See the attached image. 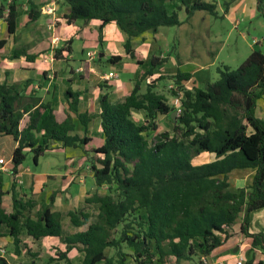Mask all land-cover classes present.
I'll return each instance as SVG.
<instances>
[{
    "label": "trees",
    "instance_id": "obj_1",
    "mask_svg": "<svg viewBox=\"0 0 264 264\" xmlns=\"http://www.w3.org/2000/svg\"><path fill=\"white\" fill-rule=\"evenodd\" d=\"M62 1L68 7L67 24L100 22L101 52L103 29L115 22L127 34L126 53L141 71L122 101L112 102L107 93L100 96L104 142L91 150L90 157L96 190L88 193L85 206L67 213L72 225L80 228L71 234L63 233L61 212L50 205L33 212L34 200L23 199L16 188L19 167L28 152L33 153L35 164L53 149L81 148L88 153L84 146L91 141V118L79 112L81 92L68 88L63 93L64 117L60 118L53 99L43 100L37 90L27 94L32 79L0 82V135L12 137L16 144L10 168L11 212L3 207L5 172H0V238L10 236L16 253L23 233L34 240L58 238L66 251L57 250L45 264H72L67 255L73 249L82 253L79 264H127L125 247L133 251V264H206L232 237L229 229L240 220V233L249 240L252 252L241 264H264L256 253H264V233L249 231L251 214L264 209V119L256 113L264 98V53L254 49L238 68L219 67L218 79L207 82L205 88H187L184 83L193 76L179 68L173 75L153 79L167 58L155 56L146 61L135 52L131 40L145 32L155 34L161 27L180 26L196 11L219 18L215 3L180 0L171 7L173 0ZM28 4V19L35 22L43 10L32 0ZM256 8L264 18V0H256ZM182 9L184 21L179 18ZM20 14L15 0H0V16L9 34H14ZM72 42L55 48L54 59H60L64 51L70 54ZM5 44L0 40V48ZM21 56L35 60L26 49H15L13 57ZM176 59L180 65L179 56ZM121 60V56L108 58L112 64ZM165 79L173 81L171 94L180 98L176 121L171 117L176 110L156 90L157 82ZM134 112L144 113L146 120L137 122ZM159 116H168L172 127L151 141ZM77 124L83 126L82 132ZM204 153L214 155V160L195 163L194 158ZM239 169H253L255 174L249 185L235 189L228 175ZM102 187H106L103 194L98 191ZM90 205L98 206L94 220ZM109 249L115 255H108ZM0 264L6 261L0 258Z\"/></svg>",
    "mask_w": 264,
    "mask_h": 264
},
{
    "label": "crops",
    "instance_id": "obj_2",
    "mask_svg": "<svg viewBox=\"0 0 264 264\" xmlns=\"http://www.w3.org/2000/svg\"><path fill=\"white\" fill-rule=\"evenodd\" d=\"M10 1L11 0H9V2ZM15 1L19 6L20 11L22 9V10H26L27 12L26 15H23L21 11V14L18 19V25L14 34H9L7 24L3 19V17L0 16V40L6 41V44L2 48H0V82L7 84H14V83H20V81H24L25 79L26 80L32 79L34 82L35 79H40V81L43 82L45 79L48 80L47 77L45 76L43 77V74L47 73V76L51 77L50 71L51 72L53 71L54 75L52 77V81H48L47 84L50 85L53 82V80H55L62 84V89H60L62 93H64L68 88H71L73 91L81 92L79 112L87 113L88 116L91 118V122L89 123V133H88V137L91 138V141L88 145L84 146V149L88 151L90 148L92 150L94 148H98L102 146L104 139L102 137V130L100 125L101 122L99 117L100 96L102 94L107 93L109 99L112 102L122 101L132 91L135 83V78L137 74L141 71L139 65H137L135 61H133L130 58V56L126 53L125 43L128 39L127 34L124 33L115 22H111L107 24L103 29V51L101 52V47L98 41V27L100 24L98 20H92L90 22H84L82 20H79L76 23L69 25L67 24L64 18V15L68 11V7L67 5L63 4L62 0H56V1L32 0L36 4L40 5L42 10L46 5H50L53 2H55L56 11L54 12V14H47L44 11H42L41 17L37 21L30 22V20L28 19V10H29L28 2L30 0H15ZM20 5H22V7ZM227 10H228L227 12L224 11L225 16H230L231 12L234 10L235 11L234 13L235 14L238 13L240 16H242L245 22L251 21L252 19H262V17H260L257 13L256 0H229ZM42 16H46V24L40 23V19L42 18ZM203 17L205 19L207 18L206 15H204ZM234 25L235 27H237L239 25V22L236 21ZM254 29L255 30L262 29L264 34V22L258 20V26L257 28L255 27ZM241 35L242 37H245L244 32H241ZM76 38H78L81 41L82 43L81 51L83 54H86L87 58L84 60L82 59L78 67L76 68L71 67L70 72L67 74V72L61 69V67L56 68V64H59V62H63V61L68 62L69 59H73L72 57L74 54V50H76L75 49ZM70 39L73 40L72 44L70 45L71 53L68 54L67 52L64 51L60 59H54L53 57L54 49L62 47L65 41ZM32 41L34 42L33 43L34 45L30 49L26 48V51L29 55L35 56V60L33 62L27 61L25 56H21L19 58L13 57L15 49H22V48L25 49L23 45L30 44ZM131 42L135 52L139 54L146 61L149 60L151 57H155V56L160 58H167L163 48L169 46V41L167 39L166 33L164 32L160 33V29L155 34L152 32H145L140 36L132 38ZM160 44L163 46H160ZM253 44L254 46H251V49L250 51L247 52V54L249 52L251 53L254 49L257 48L264 53V51L262 50V48H264V35L261 36V38L254 37ZM223 47L224 44L221 45L219 49H217V52L215 53L216 57L221 53ZM89 52L95 53L96 56L90 59L88 56ZM101 53L104 54L103 57L99 56ZM176 53L180 57L181 55L180 49H176ZM208 53L210 55L212 54V52L210 51ZM112 56H121L122 60L120 62L112 64L108 62V58ZM194 56L196 57V59L201 60L200 52L198 53L194 51ZM196 59H193V61ZM169 62L173 64V71L165 70L164 64H168ZM180 62L181 64L178 65L177 59L175 60L173 57H169L167 62L164 63L163 66L160 68V71L155 72L153 78H157L160 75H173L176 73L178 68L183 70L182 68L184 62L182 61V59L180 60ZM214 62L215 61H213L212 58L210 59L209 62L208 60L204 62L201 61L192 62L194 67L190 69V71L183 70L185 72L191 73L193 76L192 79L189 80L188 82H185L184 85L187 88H190L188 84L190 82L193 83V86H196L198 82H201L199 84L202 85H205L207 82H212L206 80H210V78L212 80V78H214V75H212L211 72H207L208 70L210 71V67L213 66ZM222 64L226 65L224 63ZM115 68L128 71L130 73L128 75V79H124V80L121 79L118 72L114 70ZM201 71H206V74L204 76V78L206 79L205 81H203V78L196 77L197 74ZM110 73L117 75V77L111 80L105 79V75H108ZM53 90L55 92V97L60 99V102L58 101L57 110L63 111V106L65 105L63 96L60 95L57 89L54 88ZM43 100L48 101L51 99L43 98ZM257 112H258V107L256 109V113ZM135 113L137 112L133 113V118L135 116ZM77 128L79 132L83 131V126L81 124H77ZM15 145L16 144L14 141V146ZM74 149H78L77 151H79L80 149L81 150L80 153L82 155L86 153L81 148H74ZM89 154L93 156L92 151H90ZM204 154L209 155L208 153H204ZM204 154H201L200 156ZM77 156H79V153H77ZM73 157L74 155L69 156L68 158L69 160L66 161V165L63 166L64 172L62 170L58 173H53L52 171H49L42 174L43 178L39 179V181H43L42 182L43 185L41 189H38V185H37L38 183L36 178L33 177L27 183H25V181L21 179V175L23 173V168L21 165L19 167V174L17 176V182L19 185H17L16 190L17 191L22 190L23 191L22 195L26 198L28 197L29 199H32L31 197L33 195L40 198L41 200L40 202H43V204L41 205V209L44 206L50 205L54 211L61 212L62 215L65 210L67 213L70 210H74L75 208L66 209L67 205L72 204V202L75 199L78 201H82V203H84L86 197L89 196L88 193L90 189H94V186H92L90 189H86L83 186V188H79L75 193L72 191V185L75 182L81 185L85 184V176L82 173L80 174L78 172L79 166H77L78 168L75 166ZM73 163L75 167L72 168ZM254 174L255 171L253 169L234 170L228 175V181L232 188L236 189V188L246 187L251 183ZM24 184L28 186V188L31 190L32 192L31 196H28L27 193L24 191V186H23ZM5 191H6V186H5ZM5 197L6 195L4 196L3 199V207L6 209V211L11 212L12 210H8L4 206ZM60 205H62L61 206L62 208L60 207ZM41 209L35 208L33 212H36ZM240 223L241 221L239 220L237 224L233 225L232 228L229 229V232L234 237L233 238L231 237L232 239H229L226 244L218 248V249L221 248L225 249L226 246L227 247L232 246L231 252L233 250L234 253H232L233 255H231L230 257L225 258L226 264H228L227 263L228 261L229 264H233L232 261H235L234 258L235 257L238 258L239 256L243 255L244 250L250 247L249 240L247 239L245 240L240 233ZM249 231L251 233H258V232L264 233V209L258 210L251 214ZM21 238L23 244L19 247V253L15 252V248L14 250H11L10 247L6 248L8 242H13L10 236H3L0 238V247H3L5 249V255L2 258L6 261V264H26L25 262L26 260H28L27 258H32V257L35 258L37 257V259L39 260L42 254L41 252L37 253L36 248L37 250L40 248L45 250L44 253H46L48 257L46 262L49 260L50 257H54L56 255L57 250L66 251V245L62 243L58 238L45 237L39 240H34L30 236H27L26 237L27 239H25L23 238V235L21 236ZM233 239L235 241L231 244L230 241ZM51 249H55L56 253L54 252V250ZM218 249H216L211 256H213L214 254H218L219 253ZM229 251L230 250H227L225 253ZM25 253L27 255H25ZM9 254L14 255L13 258L11 259L12 262L8 259ZM235 254H237V256ZM67 256L72 264H79L82 259V253L76 249L71 250ZM33 262L36 263L35 260L32 261V264ZM217 262L223 263V260L220 261L218 260ZM64 263H65L64 261L60 262V264H64Z\"/></svg>",
    "mask_w": 264,
    "mask_h": 264
},
{
    "label": "rangeland",
    "instance_id": "obj_3",
    "mask_svg": "<svg viewBox=\"0 0 264 264\" xmlns=\"http://www.w3.org/2000/svg\"><path fill=\"white\" fill-rule=\"evenodd\" d=\"M43 1V0H39ZM206 2L210 3H215L217 5V12L219 14V18H216L209 13L207 14L205 11H196L192 17L189 19L188 22H183L180 26H173V27H161L160 28V33L164 32L167 35V39L169 41V46L164 47L163 50L165 52V55L167 57V60L169 57H173L176 60V57L178 58V55L176 53V49H180L181 55H180V60L184 62L183 65V70L190 71L194 67L193 63L194 61L196 62H204L212 58L214 62L213 66L210 67V71L208 70L207 72H211L212 75H214V78H210V80H206L204 78L206 71H201L197 74L196 77L203 78V81H215L218 79L219 74H218V68L223 66L222 63L228 65L231 69H236L239 67V65L247 58L249 53L247 54L248 51H250L251 46H254L253 44V38L258 37L261 38L263 36V30L262 29H257L255 30L254 28L258 26V20L264 22V18L262 19H252L251 21L245 22L244 18L240 16L238 13L235 14L234 10L231 12L230 16H225V9H226V3L229 2V0H205ZM180 0H173L169 2V5L172 7L173 5L176 6L177 3H179ZM22 7V5H20ZM22 14L26 15V10H22ZM228 11V10H227ZM25 13V14H24ZM206 15L207 18L205 19L203 16ZM179 18L180 20L184 21L186 18L185 12L182 10L179 11ZM257 20V21H256ZM238 21L239 25L235 27V22ZM41 24H46V16H42L40 19ZM28 25V24H27ZM32 30V29H30ZM241 32H244L245 37H242ZM37 41V40H36ZM32 41L30 44L23 45L25 49H30L34 44ZM224 44V47L221 51V53L216 57L215 53L217 52V49L220 48L221 45ZM160 46H163L160 44ZM257 46V45H256ZM82 48V43L81 41L76 38L75 39V49L74 54H73V59H69L68 62L63 61L59 62V64H56V68L61 67L67 74L70 72V68H76L80 65L82 59H86L87 56L86 54H83L81 51ZM257 48V47H255ZM258 49V48H257ZM264 51V48H262ZM194 51L200 52L201 53V60L196 59L194 56ZM212 52L210 55L208 52ZM193 59H196L193 61ZM206 59V60H204ZM216 59V60H214ZM165 65V70H172L173 71V64L169 62L168 64ZM116 67V66H115ZM56 70V69H55ZM113 70V69H112ZM120 75L121 79H128V75L130 74L128 71L121 70L115 68ZM182 70V71H183ZM113 74V73H112ZM51 77H48V80H44L43 82L40 81V79H35V82L27 89V94L29 92H32V90H37L38 95L43 97V98H50L53 99L54 104L58 105V101L60 102V99L55 97V92L54 88L57 89V91L60 93V95L63 96V93L61 92L60 89H62V84L53 80V82L49 85L47 84L48 81H52L53 77V71H50ZM199 75V76H198ZM40 78V77H39ZM208 78V76H207ZM156 79V78H153ZM26 80V79H25ZM24 80V81H25ZM20 81V82H24ZM55 81V82H54ZM201 82H198L196 84L197 87L205 88V85L199 84ZM68 84V83H67ZM190 88H192L193 83H188ZM174 83L171 80L165 79L162 81L157 82V88L156 90L163 94L164 96L167 97L168 103L176 110V115L180 111L181 103H180V98L175 97L171 94V89L174 88ZM173 86V87H172ZM145 90V85H143L142 91ZM54 92V93H53ZM53 93V95H52ZM51 94V96H50ZM258 116L261 118H264V98L263 100L261 99L258 102ZM140 114V115H139ZM59 117H64V114L62 111L58 112ZM134 119L142 123L146 120L144 113L142 112H137L135 113ZM158 123V131L154 132L150 136V140L153 141L156 136L159 135V132H164V131H169L171 130L172 124L170 121V118L168 116H159L157 119ZM14 149V141L12 137L10 136H5V135H0V158L4 159L7 163L8 169L10 170L11 167V158H12V153ZM78 149L74 148H67V149H53L49 150L44 153L39 159L38 163H34L33 159V153L28 152L26 159L24 163L22 164L23 168V173L21 175V179L27 183L30 179L33 177L36 178L37 180V185L38 189H41L43 185V181H39V179H42L45 172L52 171L53 173H58L61 170L64 172V165H66V161H68L70 155H74V163L75 166H79V173L83 174L85 176V184H79L75 182L72 185V191L75 193L79 188H86L90 189L92 186H94V189H90V193L94 192L96 190V186L94 183V177H93V172L91 170V162H90V157L91 155L89 152L91 151V148L88 150V153H85L82 155ZM77 153H79V156H77ZM89 154V155H88ZM76 155V156H75ZM79 157V158H78ZM210 160H214V155H202L199 157L194 158L195 163H200V162H208ZM74 163L72 165V168L75 167ZM78 168V167H77ZM28 171V172H27ZM0 172H5L4 174V181H5V186H6V197H5V204L4 206L8 210H13V202L11 200V193H10V188H11V182H12V177L10 175V171H3L0 169ZM29 173V174H27ZM19 185V184H18ZM24 186V191L27 193L28 196L32 195L31 190L26 186ZM99 193L103 194L106 192V187H102L98 189ZM22 190L17 191L18 195L22 197L23 199L29 200L26 197L22 195ZM32 200L35 202V208L36 209H41V205L43 202H40V198L37 196H32ZM62 205H60L61 207ZM83 206H85V202L82 203V201L74 200L72 204L67 205L66 209H80ZM62 208V207H61ZM59 209V208H57ZM65 209V208H64ZM92 220H94L97 216L98 213V206L97 205H90V210H89ZM80 228L75 227L72 225L70 222V219L67 215L66 210L63 212V233L64 234H71L74 233V231L79 230ZM26 233H23V238H26ZM234 236H232L233 238ZM230 238V239H232ZM235 240H231L230 243L232 244ZM29 242V241H27ZM242 244V243H241ZM7 245V244H6ZM5 245V246H6ZM11 248V250H14V245L13 242H8V245L6 248ZM42 247V246H41ZM231 247L232 246H226L225 249L221 248L218 249V254H214L213 256H210L206 259V264H226V259L227 257H230L233 255L231 252ZM54 250L56 253L55 249ZM227 250H230L229 252L225 253ZM45 250L43 249H38L36 248V252L39 253L41 252V258L38 260L37 257H32V258H27L26 264H43L47 260V254L44 253ZM124 252L129 254L127 257V264H133L132 261V254L133 251L130 248L125 247ZM217 252V251H216ZM32 253V251H31ZM252 252H250V247L244 250L243 257H249ZM258 255V258H261L264 261V253L261 251L256 252ZM107 254L112 256L115 255L114 250H107ZM25 255H27L25 253ZM237 256V254H235ZM14 255L9 254L8 259L12 262V258ZM239 258V257H238ZM238 258L235 257L232 263L234 264L236 261H238ZM223 260V263H219L217 261ZM77 263V262H76ZM229 264V261L227 262ZM65 264V263H64ZM104 264V263H101ZM182 264H189L188 262H183ZM236 264V263H235Z\"/></svg>",
    "mask_w": 264,
    "mask_h": 264
},
{
    "label": "built area",
    "instance_id": "obj_4",
    "mask_svg": "<svg viewBox=\"0 0 264 264\" xmlns=\"http://www.w3.org/2000/svg\"><path fill=\"white\" fill-rule=\"evenodd\" d=\"M55 7H56V4H55V2H53L50 5H46L43 8V11L45 13H47V14H54V12L56 11V8ZM88 56H89L90 59H92L93 57L96 56V54L93 53V52H89L88 53ZM116 77H117V75L112 74V73H110L108 75H105V79H107V80H111V79H114ZM0 169H2L3 171H10L8 169V167H7L6 161L4 159H2V158L0 159ZM4 255H5V249L3 247H0V258H2ZM243 261H244V257L241 255L238 258L237 264H241V262H243Z\"/></svg>",
    "mask_w": 264,
    "mask_h": 264
},
{
    "label": "water",
    "instance_id": "obj_5",
    "mask_svg": "<svg viewBox=\"0 0 264 264\" xmlns=\"http://www.w3.org/2000/svg\"><path fill=\"white\" fill-rule=\"evenodd\" d=\"M99 56H100V57H103L104 54L101 53ZM171 117H172V119H173L174 121H176V112H173V113L171 114Z\"/></svg>",
    "mask_w": 264,
    "mask_h": 264
}]
</instances>
